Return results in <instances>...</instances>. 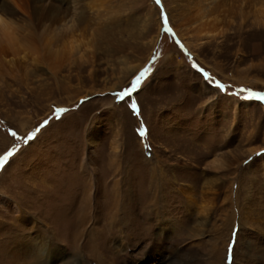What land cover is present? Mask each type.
I'll use <instances>...</instances> for the list:
<instances>
[{
  "label": "rangeland",
  "instance_id": "obj_1",
  "mask_svg": "<svg viewBox=\"0 0 264 264\" xmlns=\"http://www.w3.org/2000/svg\"><path fill=\"white\" fill-rule=\"evenodd\" d=\"M78 1L0 42V264H264V0Z\"/></svg>",
  "mask_w": 264,
  "mask_h": 264
},
{
  "label": "bare ground",
  "instance_id": "obj_2",
  "mask_svg": "<svg viewBox=\"0 0 264 264\" xmlns=\"http://www.w3.org/2000/svg\"><path fill=\"white\" fill-rule=\"evenodd\" d=\"M8 3H2L4 5L3 8H0V42H9L15 43L18 39H23L24 41L28 42L29 44L33 45L36 38V32L33 30L40 29L44 27L47 31H53L57 35V37H63L68 34L73 35L75 34V30L77 29V25L85 21L84 13L82 12V7L80 8L78 0H6ZM10 2V3H9ZM94 3V2H93ZM220 4V3H218ZM97 5V4H96ZM217 6V5H216ZM220 6V5H219ZM13 8V9H11ZM211 11V10H210ZM207 11V12H210ZM18 12H22V24L15 26L14 21L7 15H15ZM206 12V11H205ZM213 13V12H212ZM211 15V13H210ZM209 15V16H210ZM203 16V15H202ZM204 17V16H203ZM207 18V17H206ZM19 19V17H18ZM17 19V21H18ZM187 25V24H186ZM83 27V26H82ZM102 28V27H100ZM180 37L183 38L185 34L182 32V29L178 27ZM208 28V27H207ZM82 29V28H81ZM88 33L91 35L93 34V27L90 25L87 26ZM120 29V28H119ZM191 29V28H190ZM96 32V31H95ZM105 31L101 30L100 33H104ZM107 32V31H106ZM122 32V31H121ZM193 32V31H192ZM39 33V32H38ZM99 33V34H100ZM111 33V32H109ZM108 33V34H109ZM201 33V32H200ZM18 34V35H17ZM103 35V34H102ZM212 35V34H211ZM95 36V35H94ZM208 36V35H207ZM56 37V38H57ZM211 37V36H210ZM65 38V37H64ZM75 38V37H74ZM196 38V37H195ZM93 39V38H92ZM90 38V41H92ZM99 39V38H98ZM75 40V39H74ZM199 40V39H198ZM64 41V40H63ZM107 47L109 48L110 52H112V56L116 55L121 62H125L126 57V50L132 47V43L128 42V44L124 42H120L116 37L111 35L108 37L107 40ZM69 43V41H67ZM71 42V40H70ZM187 42V41H186ZM66 43V42H64ZM192 46L191 43L187 42ZM91 44V43H90ZM71 45V43H70ZM17 46V45H16ZM30 46V45H29ZM69 46V45H68ZM70 47V46H69ZM80 48V46L78 45ZM94 47V46H93ZM10 48V47H9ZM31 48V47H29ZM73 48V47H72ZM77 48V47H75ZM57 49V48H56ZM63 49V48H62ZM71 49V48H70ZM14 50V49H13ZM73 50V49H72ZM77 50V49H75ZM83 50V49H81ZM65 51V50H63ZM69 51V49H68ZM67 52V51H66ZM76 52V51H75ZM70 53V52H69ZM73 53V52H72ZM133 70V69H132ZM131 70V71H132ZM130 71V72H131ZM133 72V71H132ZM129 73L127 72V75ZM205 93V92H204ZM155 175V173H154ZM122 186V185H121ZM163 186V185H162ZM124 187V186H123ZM155 187V186H154ZM156 188V187H155ZM165 189V188H164ZM90 190V189H89ZM156 190V189H155ZM120 192V191H119ZM123 192V191H122ZM117 193V192H116ZM125 194V193H124ZM120 195V194H119ZM126 195V194H125ZM128 195V194H127ZM150 197V196H149ZM158 198V197H157ZM128 199V198H127ZM144 199V198H143ZM187 199V198H186ZM93 200V199H91ZM120 200V197H119ZM118 200V202H119ZM116 201V199H115ZM92 202V201H90ZM114 203V202H113ZM116 203V202H115ZM154 202H152L153 205ZM86 204H88L86 202ZM91 204V203H90ZM120 204V203H119ZM121 205V204H120ZM90 206V205H89ZM114 206V205H113ZM127 207V206H126ZM92 208V205H91ZM129 208V207H128ZM85 209V208H84ZM111 209V208H110ZM81 210V209H80ZM77 210V211H80ZM17 211L19 212L20 209L17 207ZM133 211V210H132ZM148 211V210H147ZM115 212V211H114ZM120 211H117L112 215V219L115 218L114 222H118L121 219L118 217ZM78 213V212H77ZM81 213V212H80ZM96 213V211H95ZM85 214V213H84ZM83 214V215H84ZM109 214V213H108ZM107 214V215H108ZM112 214V213H111ZM110 214V215H111ZM19 215V214H18ZM22 215V214H21ZM121 215V214H120ZM127 215V214H126ZM132 215V213H131ZM20 216V215H19ZM85 216V215H84ZM123 216V215H122ZM130 216V215H129ZM87 217V216H86ZM132 217V216H130ZM19 218V217H18ZM76 218V217H75ZM111 218V216H110ZM122 218V217H121ZM134 218V217H133ZM87 220V219H85ZM83 221V220H82ZM129 221V220H128ZM80 222V221H79ZM124 222V221H123ZM126 222V221H125ZM110 223V222H109ZM108 223V224H109ZM83 224V223H82ZM78 227V226H77ZM83 227V226H82ZM77 231V230H76ZM93 231V230H92ZM83 232V231H82ZM100 232V231H99ZM98 232V233H99ZM80 233V232H79ZM97 233V232H96ZM162 233V232H161ZM158 234V240H161L163 234ZM81 234V233H80ZM101 234V233H100ZM93 235V234H91ZM72 236V235H71ZM77 236V235H76ZM75 236V237H76ZM79 236V235H78ZM83 236V235H82ZM90 236V235H89ZM99 236V235H97ZM40 237V236H39ZM81 237V235H80ZM44 238V237H43ZM81 239V238H79ZM40 240V239H39ZM42 240V239H41ZM72 240V239H71ZM43 241V240H42ZM18 242V241H17ZM14 245V247L8 249L9 258L13 261V264H40L41 260L39 255L46 256L49 258L53 256V252L49 245H23L21 242ZM23 242V241H22ZM41 242V241H40ZM97 242V241H96ZM157 242V241H156ZM79 243V242H78ZM25 244V243H24ZM38 244V242H37ZM78 246V245H77ZM93 245L90 244L89 247L91 248ZM4 248V247H3ZM6 249V248H5ZM96 247H93L91 251L93 254L95 252ZM163 251V252H162ZM159 252V254H158ZM96 253V252H95ZM164 249L157 252H151L149 254V261L151 264H159L158 257H163ZM95 255V254H94ZM98 255V254H97ZM6 256V255H5ZM41 256V255H40ZM30 258L27 260V258ZM102 258V257H101ZM26 259V260H25ZM25 260V261H24ZM153 260V262H152ZM158 262V263H157ZM75 263V262H74ZM76 264H79L76 262ZM146 264H149L147 262Z\"/></svg>",
  "mask_w": 264,
  "mask_h": 264
}]
</instances>
